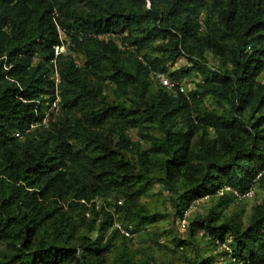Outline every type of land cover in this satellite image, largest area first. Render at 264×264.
I'll list each match as a JSON object with an SVG mask.
<instances>
[{"label": "trees", "instance_id": "16d2710c", "mask_svg": "<svg viewBox=\"0 0 264 264\" xmlns=\"http://www.w3.org/2000/svg\"><path fill=\"white\" fill-rule=\"evenodd\" d=\"M4 56L0 264H107L117 239H133L116 221L135 235L167 217L142 204L155 185L180 218L215 198L190 239L224 246L227 264H264V200L247 224L226 213L252 201L227 187L264 192V0H0ZM158 74L175 85L154 84ZM206 99L213 108H200ZM196 255L193 264H217ZM117 261L136 264L129 254Z\"/></svg>", "mask_w": 264, "mask_h": 264}, {"label": "rangeland", "instance_id": "374dc122", "mask_svg": "<svg viewBox=\"0 0 264 264\" xmlns=\"http://www.w3.org/2000/svg\"><path fill=\"white\" fill-rule=\"evenodd\" d=\"M77 9L85 8V5H77ZM78 64L81 63L80 58H77ZM219 63L217 58L212 57L209 59L210 66H217ZM184 64V61H180L175 65L174 69L180 68ZM197 82L196 79H190L185 85V92H188L190 88L194 87ZM154 84H158L155 79ZM111 85L106 88V95L111 101L116 100L115 93L113 92ZM196 107L195 105L193 106ZM214 103L211 99H206L200 108H213ZM201 110V109H197ZM109 127L106 128V135H109ZM128 138L132 141H139L138 130L133 129L129 132ZM144 145H148L147 143ZM215 198L206 195L204 198L193 202L192 206L186 211L183 218L176 217V210L172 204L171 197L162 190L158 185H155L149 192L148 195L143 197L142 204L145 205L150 213H160V215H166L165 219H160L158 222L148 227L145 233H135L131 241H124L122 238L117 239L112 254L108 257L107 264H118L116 262L118 258L125 254H129L130 258L136 264H193L195 260L197 250H201L204 258L215 257L217 264H227L228 258L220 256L223 253L224 246H220L217 250L207 251L206 239L202 234L198 237V242H193L189 237L187 231L191 222L194 220L204 217L208 214L209 209L215 205ZM264 200V192L258 189L254 200L247 202H237L233 205L226 213L233 214L237 213L241 216L244 224L248 223L250 216L255 205ZM94 203L98 207L106 208L108 211L114 212L115 205L110 200L99 199L95 200ZM181 240L189 243L188 247H178L176 241ZM162 244L157 245L155 242ZM199 243V247H197Z\"/></svg>", "mask_w": 264, "mask_h": 264}, {"label": "built area", "instance_id": "2783aa9c", "mask_svg": "<svg viewBox=\"0 0 264 264\" xmlns=\"http://www.w3.org/2000/svg\"><path fill=\"white\" fill-rule=\"evenodd\" d=\"M59 32H60L61 39L63 41L67 42V38H66L65 34L60 29H59ZM66 52H67V45L65 43L61 44L60 46L55 47L56 56H59L61 54H65ZM1 69H3L5 72H10V70H11V65L9 64V59L7 56L0 58V70ZM156 78H157L158 82H160L162 84L163 87H167V88L171 89L175 85L171 81V79L164 74H158ZM51 79L53 81H55L56 85H58L60 82V77H59L58 73H55L51 77ZM48 105H49V113L52 112L55 115H57L60 112L59 99L56 100L55 102H53L52 104H48ZM48 122H49V114L46 115V118L43 120L42 124L47 125ZM38 125H40V124L35 123L32 126V129L37 127ZM226 191L233 192L237 197H239L240 199H244V200H253L255 198V190L254 189H251L244 194H240L239 192L233 190L230 187H227ZM114 227H115V229L119 230L121 232V234H123L127 238H133L134 237V234L131 233V231L124 228L120 222L116 221L114 224Z\"/></svg>", "mask_w": 264, "mask_h": 264}, {"label": "clouds", "instance_id": "9594fccd", "mask_svg": "<svg viewBox=\"0 0 264 264\" xmlns=\"http://www.w3.org/2000/svg\"><path fill=\"white\" fill-rule=\"evenodd\" d=\"M63 44V43H62Z\"/></svg>", "mask_w": 264, "mask_h": 264}]
</instances>
